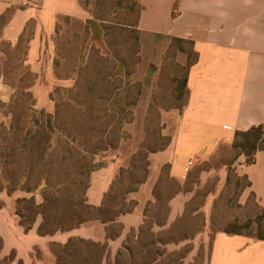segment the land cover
Segmentation results:
<instances>
[{
    "label": "crops",
    "instance_id": "obj_1",
    "mask_svg": "<svg viewBox=\"0 0 264 264\" xmlns=\"http://www.w3.org/2000/svg\"><path fill=\"white\" fill-rule=\"evenodd\" d=\"M142 4L140 63L131 75L123 65L117 68L121 76L141 83V93L124 126L128 136L91 173L88 203L100 207L120 171L131 166L144 144L151 143L150 119L155 113L161 135L169 139L167 146L149 153L147 178L128 195L133 210L120 216L122 231L113 239H108L102 223L41 235L39 218L26 231L14 217L11 204L0 206V258L14 253L10 264H55L52 244H66L70 239L108 242L114 260L163 195H167L169 212L162 223H154L156 231L182 217L198 191L214 179L216 189L207 192L199 206L210 222L215 200L228 186L227 165L235 156L219 168L201 167L232 151L236 131L264 125V0H142ZM8 11L11 15L0 33V106L12 103L25 82L20 62L31 74L25 91L33 97L35 108L54 113V90L72 86V79L59 77L56 67L58 29L62 31L65 18L88 26L87 50L97 48L105 57L112 55L101 22L80 0H0V15ZM174 38L192 41L197 53L187 71L188 100L183 110L157 104L160 72ZM189 60L187 51L177 52L175 62L180 67L188 66ZM233 167L238 176H247L251 182L239 204L246 207L254 194L256 207L264 208V151L256 153L254 164H246L241 156ZM203 264H264V240L218 232Z\"/></svg>",
    "mask_w": 264,
    "mask_h": 264
},
{
    "label": "rangeland",
    "instance_id": "obj_2",
    "mask_svg": "<svg viewBox=\"0 0 264 264\" xmlns=\"http://www.w3.org/2000/svg\"><path fill=\"white\" fill-rule=\"evenodd\" d=\"M91 10H93L92 4ZM136 19V13L129 17V21L109 15V41L112 46L109 48L112 55L105 57L101 54L105 60H101L100 55L96 54L92 48L86 49L87 34L80 21L63 20L62 31L58 39L57 52L60 57V65L57 72L61 78L72 79V86L63 88H76L77 91L69 93L62 89L54 95L58 106L54 113H50L55 117L52 121L53 132L50 135L53 142L56 143L60 138L64 140L76 138L75 143L71 145L79 147L76 151L68 153L62 146L59 150L49 149L46 157L47 165L43 167L35 165V157L39 155L36 152V155H33L34 158L30 160L29 168L22 172L18 171L15 161L23 160L24 157L14 158L12 150L24 137L27 129L34 126L35 118H39L43 126L47 123L46 118L41 116L39 110L33 105V97L22 95L26 93L25 87L29 84V80L20 86L12 103L0 106L1 207L9 204L13 206L19 198L35 197L37 203H41L45 189L50 192L52 197L64 196L63 194L69 192V189H73V186H76L80 195L85 192L88 179L96 166L95 161L97 164H101L102 158L114 148H110L96 157H93L90 151L97 141L104 137V130H108L105 139L111 144L118 145L122 140L121 137L125 135L124 126L129 123L132 117L130 107L142 89L138 86L141 84L140 82H134L127 76H121L117 71L120 64L125 67L126 74L128 72L134 74L138 67L135 63V34L129 31L131 29L118 23L130 22L133 24ZM116 58L124 61L125 64ZM183 77L182 69L176 67L171 60L166 62L160 72V83L156 91L158 105L170 107L175 104L174 88L182 81ZM160 130L158 114L155 113L150 119L151 143H147V149L157 148L163 144L164 140H159ZM33 135L44 141L48 137L47 133L36 132V127H33L31 136ZM53 144L55 145V143ZM235 155L236 152L232 149L223 156H217L201 168H219ZM141 168L142 163L134 174H125L118 181L114 188V194L118 196V203L123 202L122 198L125 192L133 186L135 180L142 176ZM38 174H41L43 179L42 185L36 188ZM232 180L234 183L235 177ZM233 183L227 186L215 200L217 204L216 208L212 210L210 222L207 221L206 213V219H204L202 215L204 212L202 214L193 212L204 203L206 193L216 189L214 179L208 186L198 191L187 214H184L167 229L154 230L155 222L162 223L166 219L167 195H163L160 205L148 209V218L144 224L145 234L141 236L140 240L149 245L148 250H152L154 255L161 254L159 262L156 264H203L208 257L213 238L219 230L235 219L244 223L249 218H255L260 208H256L252 204L253 202L244 208H238L236 202H232L231 205L227 204L234 195ZM130 203L133 201L127 200V204ZM137 236L138 234L135 232L130 234L128 246L135 257L134 261L128 260L125 264H142L141 254L147 249L143 250L140 243H137Z\"/></svg>",
    "mask_w": 264,
    "mask_h": 264
},
{
    "label": "trees",
    "instance_id": "obj_3",
    "mask_svg": "<svg viewBox=\"0 0 264 264\" xmlns=\"http://www.w3.org/2000/svg\"><path fill=\"white\" fill-rule=\"evenodd\" d=\"M81 5L91 12L92 16L99 20L102 24V27L105 32V38L108 46L112 48L109 35H110V26L108 24L109 15H114L116 18L120 17L124 21H129V17L133 13H136L137 19L135 23H123L118 22L123 27L127 29H131L129 31L133 32L135 46H136V65L140 63V30H139V23L141 14L143 11V4L142 0H80ZM93 2V3H92ZM91 4L93 6V10H91ZM11 15V11L0 15V33L9 19ZM65 20H73L71 18H65ZM82 23V22H81ZM83 24V29L86 34L89 32L88 26ZM61 28L58 29V34H60ZM92 50L100 55L101 60H105V57L101 55L100 50L97 48H92ZM185 50L189 53V64L186 67H180L175 62V57L178 51ZM18 58L21 61L22 51H18ZM125 64L124 61L117 59ZM166 60H171L172 63L182 69L184 71V77L179 84H176L174 88V99L175 104L172 105L180 110H183L185 105L187 104L188 100V89H187V71L191 67V65L197 60V53L194 51L193 42L189 40H184L180 38H174L170 49L166 54ZM60 65V57L57 52L56 57V67L58 68ZM18 69L22 74V79L24 81L29 80L31 78V74L27 68H24L22 64L19 62ZM128 74H133L128 72ZM176 82V81H175ZM141 87V84H138ZM26 88V87H25ZM64 89V91L69 93H74L76 88H63L57 87L52 94V99L55 102L56 107L57 102L54 99V95L59 90ZM20 88L18 87V91ZM27 93V94H26ZM23 93L24 96L32 97L28 92ZM141 90L138 93V98L132 103L133 106L139 99ZM80 94V93H79ZM182 99H184L182 101ZM34 105V104H33ZM170 106V107H172ZM41 116L46 118V125L43 126L39 118L34 119V126L36 127V132L40 133H47L48 137L47 140L44 141L43 139L36 138L35 135L31 136L33 132V127L27 129L24 137L19 140L18 145L14 147L12 150V154L15 157L21 156L24 157V161L19 159V161H15V167L18 171H25L26 168H29L30 160L34 158L33 155L35 153H39L37 157H35V165L43 167L47 165L46 157L47 151L52 148H56V150L62 148L66 149L68 153L76 151L77 147L71 146L75 143L76 138L70 139H58V142H53L52 136V121L54 120V116L50 113L45 111L39 110ZM132 114V113H131ZM132 118V117H131ZM125 135L121 137V139L126 138L128 136L127 132H124ZM104 137L97 141V144L94 148L90 151V154L93 157L100 155L101 153L108 151L110 148H117L118 145H114L109 143L105 137L108 134V130H104L103 132ZM159 140H164L163 144L157 148H148L147 143L142 146V148L135 154L132 160V164L127 169H122L114 181L110 191L106 194L104 201L100 207L92 206L88 203L87 199V189L90 184V177L88 179L87 186L85 188V192L83 194H79L77 191L76 186H73V189H69V192L64 193V196H57L52 197L50 192L45 189L42 197L43 201L41 203H37L35 197L31 198H19L15 201L12 206V213L14 217L18 220L19 224H21L26 231L31 230L34 225L36 224L39 217L41 218V222L38 228V231L41 235H52L56 232L62 231H70L82 226H86L93 223H102L106 225L107 237L108 239H113L114 237L120 235L122 231V224L119 222V218L121 215L131 212L133 210L134 203L127 204V197L130 193L136 191L139 185L145 181L148 175V167H149V160L148 156L151 151H155L158 149H164L168 142V138H164L161 133L159 136ZM120 142V141H119ZM55 143V145L53 144ZM119 144V143H118ZM232 149L236 152L235 158L231 161L228 167V186L233 183V177H235L234 184V195L231 197L227 204L231 205L232 202H236V206L238 208H244L242 205L239 204V198L243 192V190L247 187L251 186V182L248 180L247 176L240 177L235 173V168L233 167L235 161L241 157H245V163L248 165H252L255 163L256 160V153L258 151H264V125H258L251 127L245 131H236L235 139L232 144ZM20 157V158H21ZM95 161V160H94ZM142 163V176L133 182V186L129 188L125 194L123 195V202L118 203V196L114 194V188L117 185L118 181L123 177L125 174H134L139 168L140 164ZM95 167L93 168L92 172L99 167L102 166L101 164H97L95 161ZM42 175L38 174L36 176V188L42 185ZM168 182L172 183V179L168 178ZM30 189V188H29ZM30 191V190H29ZM197 196V195H196ZM196 198V197H195ZM195 198L188 204L186 211L184 214H187L188 209L191 206V203L194 202ZM235 199V200H234ZM159 204L161 203L162 199H159ZM168 200V198H167ZM253 202V203H252ZM253 204L256 207V198L255 195L252 194L250 196L249 202L247 206ZM217 201L214 203V209L216 208ZM157 205V206H158ZM203 205V204H201ZM246 206V207H247ZM258 208V207H256ZM166 217L169 212L168 202L166 204ZM199 207L194 210L193 213H203L199 211ZM205 218V213L202 214ZM166 220V219H165ZM146 222V221H145ZM145 224V223H144ZM153 226L151 227V229ZM218 232H223L228 235H244L247 237L255 238L258 240H264V208L260 209L256 214L255 218H249L244 223L239 222L238 219L229 222L227 225L224 226L223 229L219 230ZM217 232V233H218ZM145 234L144 225H142L138 232V240L137 243H140L142 249H147L144 253L141 254L142 264H156L159 262V257L161 254L154 255L152 250L149 249V245L145 243V241H141V236ZM130 236H128L125 245L122 249H120L115 257L114 260L110 258V250H109V243L108 242H95L92 240H85V239H70L69 242L66 244H58L53 243L51 249L56 256V263L55 264H103L104 260L106 259V264H125L128 260L134 261L135 254L132 253V250L128 246L130 243ZM2 238L0 236V253L2 249ZM156 245V244H155ZM142 252V251H141ZM140 252V253H141ZM15 257V254L12 253L10 257L1 259L0 264H5L7 262H11Z\"/></svg>",
    "mask_w": 264,
    "mask_h": 264
}]
</instances>
